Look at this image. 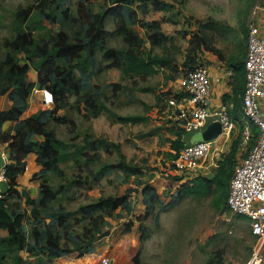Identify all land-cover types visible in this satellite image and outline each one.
<instances>
[{
    "label": "trees",
    "instance_id": "obj_1",
    "mask_svg": "<svg viewBox=\"0 0 264 264\" xmlns=\"http://www.w3.org/2000/svg\"><path fill=\"white\" fill-rule=\"evenodd\" d=\"M34 1L35 6L29 5L16 11L13 23L14 34L4 41L5 54L0 61V95L8 92L11 101L7 109L0 110V144L4 146L3 152L6 155L2 174L9 186L6 193L0 194V264H25L22 256L18 254L19 251L37 256L38 262L35 264H47L52 259L74 250L79 251L78 256H81L89 252L93 241L108 234V231H101L103 214L110 216L118 208L127 212L131 209L130 196L136 191L133 187L127 188L121 195L100 196L96 200L81 204L75 213L58 207L49 215L51 222L43 223V212L51 208V203L55 202L60 194L66 193L65 185L61 184L59 188H53L45 172L53 170L58 175H63L58 162L64 160L69 153L65 150V142L57 138L56 133L59 125L71 121L66 116L58 115L57 111L68 104L70 94L78 96L75 103L76 111L81 116L96 117L105 109L104 104L99 101L100 86L95 82V77L103 70L115 69L123 75L146 76L161 69H168L171 71L169 78L174 80L186 70L202 64L200 58L205 50L221 56L220 50L208 44L209 35L206 33L207 30L220 32L217 27L220 22H200L198 30L189 39H186V31L176 30L175 34L186 39L188 43L180 65L175 54L179 48L173 43L177 35L165 32L161 26L167 19L165 17L145 19L150 12H161L168 7V4L162 0H112L98 12L90 10L91 0H77L78 17L71 15L68 0ZM108 17L117 18L113 31H107L104 27ZM64 18L79 25V30L72 36L63 26L55 28L57 24L59 25L60 19ZM133 25L144 29V38L150 44V49L142 48L144 38L131 28ZM44 28L43 33H40ZM241 28L245 33L243 41L246 42L247 28L243 24ZM111 34L121 35L126 47L106 48L104 42ZM153 47H159L162 52L153 53ZM98 51L101 53V61L97 59ZM19 53H23L25 57V62L22 64L16 60V55ZM102 61L105 62L102 64ZM30 67L36 72V81L27 80ZM112 84L115 88L119 86L117 83ZM34 87L51 92L53 107L20 117L27 107V99ZM162 95L158 96L159 100L178 99L181 93L168 90ZM111 114L121 123L146 121V116L142 114ZM7 121L15 122L10 128L2 130V124ZM164 131L175 135V138L169 139L170 148L174 153H169L168 156L173 158L185 143H189L190 135L174 123L165 127ZM37 137H42V140ZM83 140L84 145L77 147L79 155L84 156L86 162L99 160L97 149L101 140L92 138L89 134H85ZM87 146L89 150H93L92 153L86 150ZM116 148L119 149L118 145ZM30 153H34L36 162L43 166L40 173L31 177L39 180L37 197H32L25 189L18 188V178L26 170L25 158ZM227 155L231 159L225 162L222 160L213 177L202 175L191 177L176 188L166 204H160V196L152 185L148 182L136 181V185H142V203L145 206L143 217L150 216L157 204L167 208L190 195L212 194V202L215 206L222 205L217 209L228 211L226 203L228 184L236 158L232 148ZM105 170L122 172L124 181L131 176L140 177L143 174L141 166L129 163L122 154L115 162L101 164L93 178L97 179ZM89 174L91 175L92 171L89 170ZM172 178L181 180L180 176ZM84 179L86 182L89 175ZM72 180L81 182L76 181L75 178ZM68 198L71 199L73 196L70 195ZM158 214L156 210L154 213L156 220ZM235 216L241 215L235 214ZM25 219L31 221L28 232L23 229ZM83 222L85 224L80 229L81 233L72 230L74 225ZM139 228L140 240H142L145 236L144 226L140 225ZM129 230L128 226L126 231ZM61 239L64 241L62 242ZM133 261L138 263V253L133 257Z\"/></svg>",
    "mask_w": 264,
    "mask_h": 264
},
{
    "label": "rangeland",
    "instance_id": "obj_2",
    "mask_svg": "<svg viewBox=\"0 0 264 264\" xmlns=\"http://www.w3.org/2000/svg\"><path fill=\"white\" fill-rule=\"evenodd\" d=\"M111 1L91 0L90 10L101 11ZM162 1L166 2L168 7L161 12H150L145 19L165 17L167 20L161 24L162 29L169 34H175L176 30L186 31V39L192 37L198 30L200 22H220L217 24L220 32L207 30L206 33L209 35L208 44L216 49L220 47L225 53L234 46L241 50L238 44L243 42L245 36L241 26L246 24L251 6L257 3V0ZM68 3L71 15L78 17L77 0H68ZM35 4L34 0H0V61L5 54L4 41L14 34L13 23L16 11ZM45 23L49 27L46 21ZM116 24L117 18L108 17L104 27L107 31H113ZM60 26H63L71 36L79 30L76 22L65 18L60 19L59 25L57 24L55 28L58 29ZM131 28L142 38L145 37L144 29L138 25H133ZM44 30L45 28L39 32L43 33ZM186 39L177 35L173 42L179 48L175 54L180 65L188 45ZM104 46L118 49L126 47L122 36L118 34L108 36ZM142 48L145 50L151 48L145 38ZM206 51L210 50H205L204 53ZM152 52L160 54L162 51L159 47H153ZM97 59L101 61L99 51ZM16 60L19 64L25 62L23 53L17 54ZM104 62L102 61V64ZM170 74L171 71L168 69H161L146 76L123 75L115 69L103 70L95 77V82L100 86L99 101L104 104L105 109L96 117L85 118L76 111L75 103L78 96L72 93L69 95L68 104L57 111L58 115L66 116L71 121L59 125L56 133L57 138L65 142V150L69 155L58 162L63 175H58L53 170L45 172V175L53 188L57 189L61 184L65 185L66 193L60 194L57 200L51 203V208L43 212V223L51 222L49 215L58 207L75 213L79 205L96 200L100 196L121 195L129 187L135 188L136 191L131 193L129 212L118 208L110 216L102 215L101 231H108V234L93 241L89 252L78 256L79 251L74 250L52 259L47 264H103L102 258L105 257L109 259L107 264H136L133 257L137 253V264H245L248 260L254 240L249 228V219L243 215L237 217L229 210L223 212L217 209L222 205L215 206L212 202V194L190 195L175 205L160 207V204H166L170 200L181 183L189 180L182 177L179 181L173 179L172 177L177 175L172 174L168 166L170 160L168 155L174 152L170 150L169 137L164 129L172 126L173 123L169 120L170 112L167 111V107H170L168 100L165 98L159 100L158 96L170 89L173 92L179 90L177 79L180 76L172 80L169 78ZM27 80L36 81V72L32 67L28 69ZM112 83H117L119 86L115 88ZM7 93L0 95V109H7L11 105ZM53 104H43L40 94L32 92L28 98L29 109L25 111V115L40 109H50ZM111 113L142 114L146 116V121L121 123L116 121ZM174 116L177 121V116ZM12 124L13 122H5L2 124V130L10 128ZM85 134L101 140L97 149L100 158L97 161L86 162L85 157L79 155L77 151L78 146L84 145ZM222 136L217 138L218 143H222L224 139ZM230 148L235 157L238 152L236 141L231 143ZM0 150L2 152L4 150L2 144ZM86 150L89 153L93 151L89 150L88 146ZM121 154L129 163L142 167V176L134 175L124 181L122 172L105 170L97 179L93 178L101 164L115 162ZM221 157L218 163L231 159L225 153ZM28 160L27 157L25 161ZM38 165L39 169L33 170L34 172L26 166L24 174L18 178V188L25 189L32 197H37L39 193V180L31 179L33 174L41 172L43 166L39 163ZM89 170L92 171L91 175ZM88 175L89 179L84 182V177ZM73 178L81 182H74ZM136 181L148 182L160 196V204H157L153 213L147 218L143 217L145 206L140 200L142 185H136ZM70 195L73 198L69 199ZM156 210L159 213L157 220L154 218ZM84 224L85 222L74 225L72 230L81 233L80 229ZM140 225L144 226L145 233L142 240H140ZM128 226L130 230L126 231ZM30 227L31 221L25 219L23 229L28 232ZM18 254L22 256L25 264L38 262L37 256L28 255L25 251H19Z\"/></svg>",
    "mask_w": 264,
    "mask_h": 264
},
{
    "label": "built area",
    "instance_id": "obj_3",
    "mask_svg": "<svg viewBox=\"0 0 264 264\" xmlns=\"http://www.w3.org/2000/svg\"><path fill=\"white\" fill-rule=\"evenodd\" d=\"M253 7L254 13L258 4ZM243 68L245 81L241 95V112L245 123L239 132L237 146L244 154L234 165L226 203L232 214H240L249 219V228L254 240L245 264H263L264 118L260 112L259 101L264 98V35L252 23L248 26ZM177 82L181 96L178 99L171 98L168 102L176 111L179 127L191 135L202 130L211 117L221 123L220 135L229 137L236 121L230 116L227 106H220L212 111L206 107L211 87L208 68L204 64H197L180 75ZM32 92L40 94L43 104L53 103L50 91L34 88ZM250 125L257 130L256 136L253 135ZM217 138L185 143L168 161L170 170L189 179L195 176L202 167V161L216 149ZM0 175L1 179H5L2 171ZM102 262L107 264L109 259L102 258Z\"/></svg>",
    "mask_w": 264,
    "mask_h": 264
},
{
    "label": "crops",
    "instance_id": "obj_4",
    "mask_svg": "<svg viewBox=\"0 0 264 264\" xmlns=\"http://www.w3.org/2000/svg\"><path fill=\"white\" fill-rule=\"evenodd\" d=\"M257 1H258L257 2L258 8L253 13L252 11L254 8L253 7L254 4L253 6H251V8L248 11L246 24L244 25L247 28V32H248V26L250 23H252L253 25H256L260 33L264 35V0H257ZM238 45L241 46L240 47L241 50L237 49L234 46L225 53L220 49V47H217V49L220 50L221 52V56L211 51H206V53H204L205 52L204 51L200 58L202 64H204L208 68L210 81H211V87H210V92L208 95V102L206 104V107L212 111L218 109L220 106L226 105L230 113V116L232 117L233 120L236 121V125L229 137L222 136L224 137L222 143H218L216 141L217 142L216 149L213 150L207 156V158L202 161V167L200 168L199 171H197V174L195 176L202 175L211 178L215 175L214 172L215 169L218 167L219 164L218 161L220 160V158H222L221 156L224 153L227 154L230 151L231 143L233 141H238L240 137L239 132L245 123V120L243 119L241 112L240 95L242 94L241 92L243 91V87H244V68L242 63L245 57L246 42L243 41ZM175 92L178 93L179 90ZM259 108L261 115L264 118V98L260 99ZM28 109L29 108L26 107V110H24V113H22L20 117H26L32 113H35V111H32L31 113L25 115V111H27ZM0 110H4V109H0ZM167 111L170 112L169 120H172V123L175 124L176 117L174 115L176 114V111H174L170 107H167ZM172 117H174L175 119H172ZM211 120L212 118L209 117L208 121ZM7 122L14 123L15 121H7ZM172 123L170 122L171 125ZM176 126H179L178 120L176 121ZM250 128L253 132V135L256 136L257 130L255 129V127L253 125H250ZM165 134L169 137L168 141L169 139L175 138V135L173 134H168L166 132ZM37 138L39 140H42V137H37ZM243 154H244L243 151L238 147V152L235 155L236 162H238L241 159V156ZM27 157L29 158V160L26 162V166H29L32 172L38 170L39 165L35 160L36 155L34 153H30L26 156V158ZM170 172L182 178L183 177L187 178L185 176L176 174L171 170ZM140 200L142 202V197Z\"/></svg>",
    "mask_w": 264,
    "mask_h": 264
},
{
    "label": "water",
    "instance_id": "obj_5",
    "mask_svg": "<svg viewBox=\"0 0 264 264\" xmlns=\"http://www.w3.org/2000/svg\"><path fill=\"white\" fill-rule=\"evenodd\" d=\"M221 133V123L219 121L211 120L205 127L200 130L192 133L189 138L190 143H195L198 141H207L216 139ZM6 164V159L2 151L0 150V172L3 171ZM8 183L5 179H0V193L4 194L8 191Z\"/></svg>",
    "mask_w": 264,
    "mask_h": 264
},
{
    "label": "bare ground",
    "instance_id": "obj_6",
    "mask_svg": "<svg viewBox=\"0 0 264 264\" xmlns=\"http://www.w3.org/2000/svg\"><path fill=\"white\" fill-rule=\"evenodd\" d=\"M0 179H1V175H0Z\"/></svg>",
    "mask_w": 264,
    "mask_h": 264
},
{
    "label": "clouds",
    "instance_id": "obj_7",
    "mask_svg": "<svg viewBox=\"0 0 264 264\" xmlns=\"http://www.w3.org/2000/svg\"><path fill=\"white\" fill-rule=\"evenodd\" d=\"M3 153V152H2ZM4 154V153H3Z\"/></svg>",
    "mask_w": 264,
    "mask_h": 264
}]
</instances>
